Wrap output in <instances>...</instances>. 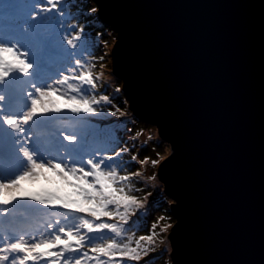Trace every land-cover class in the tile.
<instances>
[{
  "label": "water",
  "instance_id": "water-1",
  "mask_svg": "<svg viewBox=\"0 0 264 264\" xmlns=\"http://www.w3.org/2000/svg\"><path fill=\"white\" fill-rule=\"evenodd\" d=\"M113 69L171 150L173 264H264V0H95Z\"/></svg>",
  "mask_w": 264,
  "mask_h": 264
},
{
  "label": "snow or ice",
  "instance_id": "snow-or-ice-1",
  "mask_svg": "<svg viewBox=\"0 0 264 264\" xmlns=\"http://www.w3.org/2000/svg\"><path fill=\"white\" fill-rule=\"evenodd\" d=\"M70 9L69 0H14L0 14V264H149L144 258L172 225L157 233L160 216L149 234L129 233L152 195L139 185L156 178H145L143 166L163 157L141 158L151 136L138 149L119 147L115 128L89 119L127 111L101 93L103 74L86 58L95 42L71 22ZM67 113L73 118L62 121ZM41 180L57 187L24 188ZM56 208L62 219L33 227Z\"/></svg>",
  "mask_w": 264,
  "mask_h": 264
},
{
  "label": "rangeland",
  "instance_id": "rangeland-1",
  "mask_svg": "<svg viewBox=\"0 0 264 264\" xmlns=\"http://www.w3.org/2000/svg\"><path fill=\"white\" fill-rule=\"evenodd\" d=\"M69 4L71 5V15L75 17L71 22L75 23L79 26H82L84 29L94 30L93 32L86 33V39H95L97 45L92 49L93 55L97 54L98 57H103V60L96 61L97 66L94 69V73L99 75L103 74L101 78V83L106 82L105 88L101 89V93H106L114 96V104L117 106H121L122 109H126L127 114L124 117H108L107 120H100L99 118L93 117L89 118L92 123L104 127L109 126L111 128L116 129V135L120 138L119 147H128L132 148L134 143L136 148L138 149L140 144L147 140L149 136L153 139L148 141V150L146 152H141V158L144 155H149L153 159H160V163L153 167L149 162L147 165L143 166V171L145 178L150 176H155V180H147L140 187L145 189V192H151L152 195L148 197L147 206L144 210H142L139 220L137 217H133L134 221H137V224L132 225V230L129 234H135V237L138 238L140 235L149 234V230L151 229V225L153 222L157 221L160 216H164L166 219L159 223V226L156 229L157 233H160V228H162L165 224L173 225L176 221L175 214L171 210V205L173 203V199L167 195L165 190V185L162 180L159 178L158 171L161 162L167 157L171 150V146L168 141H165L160 136L158 127L156 124L151 122H144L140 120L135 112L130 107L129 99L125 94L123 88V81L120 79L114 72L113 69V47L117 40V32L111 25L107 24L99 14V8L95 0H69ZM95 8L96 11L92 12L91 9ZM87 18V19H86ZM96 25L98 28L96 29ZM98 60V59H97ZM92 62V61H91ZM119 87L121 91L119 93H115L113 90ZM122 98V99H121ZM62 104V102H61ZM106 107V106H105ZM114 110V109H113ZM83 118V117H82ZM125 126L128 129H131L130 132H125ZM143 132V135L140 137L139 141L133 142L131 136L135 131ZM159 144L160 147H156ZM157 152H159V156H157ZM124 159H129L130 154L125 153ZM139 168V165L135 166ZM46 183L41 184L40 181L35 184L25 183L24 188L30 191H37L44 189ZM138 196L143 198L145 193H136ZM176 202V201H175ZM171 228L168 229L167 232L160 233L159 239L157 241L156 248H159L157 251H161L160 254L151 255V257H147L144 260H148L149 264H152L156 259L158 264H173L171 259V251L172 246L170 239L168 237ZM159 240H163V243H159ZM156 255V256H155ZM134 264V263H132ZM144 264V261L142 263Z\"/></svg>",
  "mask_w": 264,
  "mask_h": 264
},
{
  "label": "trees",
  "instance_id": "trees-1",
  "mask_svg": "<svg viewBox=\"0 0 264 264\" xmlns=\"http://www.w3.org/2000/svg\"><path fill=\"white\" fill-rule=\"evenodd\" d=\"M13 2H14V0H0V14H3V12L5 10V5L13 3ZM23 3H24V0H21V4H23ZM97 28H98V26L96 25V29ZM84 30H85L86 33H90V32L94 31V30H88V29H84ZM92 40L95 42L96 48H98L99 46L97 45L96 40L95 39H92ZM97 54L98 53L94 54L92 57H86V58L89 59L90 62L92 61L93 63L96 64V61H99V60L96 59L97 58ZM96 66H97V64H96ZM61 116H65V114H61ZM66 116H68V117H65L64 119H61V120L63 121V120H68V119L73 118L71 113H67ZM40 183L41 184L46 183L45 186H44V189H55L57 187L56 183H49V182H46L44 180H41ZM63 190L66 191V192H70L71 191V189H66V188L63 189ZM63 211H65V210L64 209H60V208L47 209L46 211L42 212L39 217L36 218V220L33 222V227H38V226L43 225V224H45L47 222L55 223V221L57 219H62L59 215H57V213L63 212ZM0 219H2V218H0ZM156 249L158 250L159 248H156ZM157 250L155 252H153L151 255L160 254L161 251H157ZM146 258L147 257H145L144 259H146ZM154 258L152 260H150V261H154L152 264H158V261L156 259H154ZM142 261L140 263H142ZM132 263L136 264V262H132Z\"/></svg>",
  "mask_w": 264,
  "mask_h": 264
},
{
  "label": "bare ground",
  "instance_id": "bare-ground-1",
  "mask_svg": "<svg viewBox=\"0 0 264 264\" xmlns=\"http://www.w3.org/2000/svg\"><path fill=\"white\" fill-rule=\"evenodd\" d=\"M102 18V17H101ZM167 194V193H166ZM168 195V194H167ZM173 202H175L174 200H173ZM172 206V205H171ZM171 210H172V207H171Z\"/></svg>",
  "mask_w": 264,
  "mask_h": 264
},
{
  "label": "clouds",
  "instance_id": "clouds-1",
  "mask_svg": "<svg viewBox=\"0 0 264 264\" xmlns=\"http://www.w3.org/2000/svg\"><path fill=\"white\" fill-rule=\"evenodd\" d=\"M174 200V199H173ZM175 201V200H174Z\"/></svg>",
  "mask_w": 264,
  "mask_h": 264
}]
</instances>
